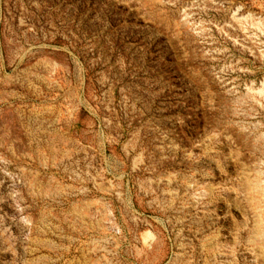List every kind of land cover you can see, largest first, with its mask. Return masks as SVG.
I'll return each mask as SVG.
<instances>
[{
	"label": "rangeland",
	"instance_id": "rangeland-1",
	"mask_svg": "<svg viewBox=\"0 0 264 264\" xmlns=\"http://www.w3.org/2000/svg\"><path fill=\"white\" fill-rule=\"evenodd\" d=\"M0 264H264V0H0Z\"/></svg>",
	"mask_w": 264,
	"mask_h": 264
}]
</instances>
